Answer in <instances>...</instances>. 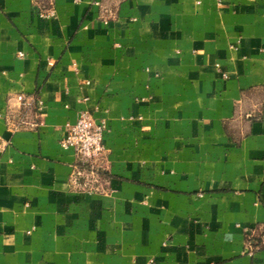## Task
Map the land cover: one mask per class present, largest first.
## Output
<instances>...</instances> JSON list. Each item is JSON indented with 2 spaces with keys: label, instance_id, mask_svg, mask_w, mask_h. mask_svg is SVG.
Listing matches in <instances>:
<instances>
[{
  "label": "crops",
  "instance_id": "obj_1",
  "mask_svg": "<svg viewBox=\"0 0 264 264\" xmlns=\"http://www.w3.org/2000/svg\"><path fill=\"white\" fill-rule=\"evenodd\" d=\"M0 136V264H264V0H0Z\"/></svg>",
  "mask_w": 264,
  "mask_h": 264
},
{
  "label": "built area",
  "instance_id": "obj_2",
  "mask_svg": "<svg viewBox=\"0 0 264 264\" xmlns=\"http://www.w3.org/2000/svg\"><path fill=\"white\" fill-rule=\"evenodd\" d=\"M49 11L48 14H52ZM23 99L22 95L18 97ZM106 122L96 120L88 111L80 112L77 120L69 124L61 140L65 148H74L81 165L89 167L87 171L90 177L95 175L94 164L105 152L104 133ZM6 142L0 136V153L4 150ZM86 173V174H87Z\"/></svg>",
  "mask_w": 264,
  "mask_h": 264
}]
</instances>
